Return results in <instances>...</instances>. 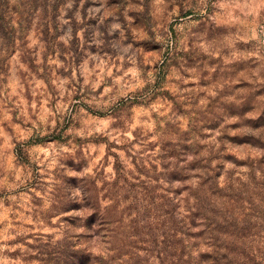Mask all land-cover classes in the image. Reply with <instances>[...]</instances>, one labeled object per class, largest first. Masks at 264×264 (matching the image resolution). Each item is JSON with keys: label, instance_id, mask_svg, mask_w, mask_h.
I'll list each match as a JSON object with an SVG mask.
<instances>
[{"label": "rangeland", "instance_id": "1", "mask_svg": "<svg viewBox=\"0 0 264 264\" xmlns=\"http://www.w3.org/2000/svg\"><path fill=\"white\" fill-rule=\"evenodd\" d=\"M0 264H264V0H0Z\"/></svg>", "mask_w": 264, "mask_h": 264}]
</instances>
